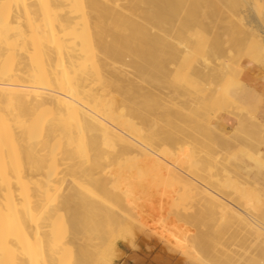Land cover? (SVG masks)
<instances>
[{
    "label": "bare ground",
    "instance_id": "obj_1",
    "mask_svg": "<svg viewBox=\"0 0 264 264\" xmlns=\"http://www.w3.org/2000/svg\"><path fill=\"white\" fill-rule=\"evenodd\" d=\"M202 39L213 45L199 49ZM257 52L264 0H0V264H109L130 220L144 223L136 198L153 190L182 230L158 218L152 229L182 234L171 239L183 255L210 242L220 264H264V125L247 132L239 87L214 83ZM191 85L210 95L178 114L204 106L236 119L225 139L206 127L236 147L214 172L190 144L177 157L186 150L139 104L156 87L173 106Z\"/></svg>",
    "mask_w": 264,
    "mask_h": 264
},
{
    "label": "rangeland",
    "instance_id": "obj_2",
    "mask_svg": "<svg viewBox=\"0 0 264 264\" xmlns=\"http://www.w3.org/2000/svg\"><path fill=\"white\" fill-rule=\"evenodd\" d=\"M197 32L202 33V31H200V30L196 31L194 33L196 34ZM193 36L196 39V35H193ZM194 37L193 38L188 37L186 40L190 44V46L193 45L195 47L196 42H194V41H198V40L197 39L195 40ZM204 41L202 39L201 43ZM198 42H200V41H198ZM201 43H199V44H201ZM206 44L209 46L213 45L212 42L209 44L208 42L205 41L200 46L196 44V47L198 46L199 49H202V48H205ZM230 46H232V44ZM254 51H256V50L254 49ZM256 56H257L256 59H251V60H247V59L243 58L241 60L242 66L245 68L248 66L249 63H255L257 65L264 67V57L262 55H260L259 52H257ZM192 58L193 57L191 56L188 60L191 59L190 62H192L193 61ZM128 61H129V59H128ZM234 61H237L236 57L234 58L233 63H234ZM183 76L181 75V77H178V81L180 83L182 81L183 87H187V86H185L186 84H184L185 83L184 80H186V82H189L187 79H190V78L189 77L185 78V76L184 77ZM242 76H243V72L239 73L238 76H236L232 73H227L224 75L217 76L216 80H214V83L222 84V86H226L228 89H232L236 85L239 87L238 96L236 98V104L238 106H241L242 108L246 109V111L249 113L250 118L249 117L247 119L245 118L244 121L246 122V124L244 122V127L247 125L245 127L247 132L249 130L250 131L252 130V132H253L254 128H253V126L251 127L252 120L257 119L260 123H262L264 125V119L262 118V116H264V114H263L264 101H263V98L260 95H258L256 92H252L245 87L243 80H242ZM190 80H192V79H190ZM180 83L177 82V84H176L175 82H170L169 85H164V87L172 90L173 88H176V87L179 88V86L181 87ZM192 83H193V81H192ZM175 84H176V87H174ZM187 85H188V83H187ZM191 87H193V88L191 89ZM191 87L188 86V88L185 89V91L188 89V91H187L188 96L186 95L187 97H185L184 100H183L184 92L182 93V91H184V90L181 88V94H180L181 97L179 96L178 99H176L175 102H173V104H175L173 106L168 105V104H167V106L165 105V102L162 101L164 96L162 94H161L162 95L161 96L160 94L157 93V91H161V89H157L156 87H154L152 89L151 94L145 95L146 100L144 99L145 101L143 100L144 101L143 103H142V99H139L140 100L139 104L142 107L141 108L143 111L142 114H145L144 115L145 118L147 117V119H149L150 117H149L148 113H150V115H151V113H155L156 111H157L156 114H158L156 116L158 118H159V116L162 117V119L160 117L161 120L159 119L161 124L163 122L162 127H161V124L159 125V128L162 129V130L159 129L160 133L162 134L159 137L162 139H166V138H169L170 136H173L169 140L172 142V145L177 144V146L175 148V147H173L174 146L173 145L172 149L170 148L171 150H173L172 154L174 153L176 155L177 153H179L177 151L179 150L180 147H181L180 150L182 149V147L185 149L190 144L191 148L193 150L192 152L194 153V156L195 157H196V155H197V157L200 156L199 158H197V157L196 158L198 161H200L201 165H203V167L205 169H209V170L214 172L215 171L214 165L219 166L220 160H221L220 158H222V154L227 155L228 153H230V152H228V150L230 151L232 146L230 147V149L225 148L226 150L224 151L225 145L221 142H218L217 138H215L214 135H212L208 132V128L213 126L218 131L219 135L224 139L229 137L230 135H233V129L229 133L221 132L217 125H218V123H220L222 116L228 115V114H225L222 112L217 113L215 111L206 110L205 109L206 107H204V106L192 107V108H190L191 110L190 109L188 110L189 107H186L188 110L187 112H182L183 114L182 113L178 114V113H180V111H182V110L184 111L185 105H186L185 100H187V101H197L198 100L199 101L200 99H203L202 97L206 98L210 95V93L207 94V93L203 92L202 88H200V87H197V86L194 87V85H191ZM257 96L261 97V101H260L259 105L255 107L254 106L255 105V99ZM147 97L152 98L153 100H151L149 98L147 99ZM198 98H200V99H198ZM157 100L160 103V105L163 103H164V105L160 106L158 104ZM152 101H154V102L156 101V103L158 105L156 103H155L156 104L155 105ZM151 107L153 109H156V110L151 109ZM158 107H159V110L162 109L160 111L161 112L160 114L158 113L159 110H157ZM144 110H146V111L144 112ZM151 110H152V112H151ZM151 116H153V115H151ZM163 119H164V121H163ZM168 120H170V123ZM207 121H209V122H207ZM169 124L175 126V128L174 129L171 128V126ZM207 124H208V126H206ZM206 127H208V128H206ZM248 128H250V129L248 130ZM246 130H245V132H246ZM162 131L165 132L166 135H163L164 133H162ZM184 133L186 134V137L187 136L189 137V138L187 137L188 139L185 137ZM182 134H184L183 136L185 138L182 136ZM247 134H249L246 137L247 140L242 141V143L250 145L251 143H253V138H255V136H252L253 134L251 135V132L247 133ZM165 136H169V137H165ZM180 136H182V137H180ZM249 136L252 137L251 140H249L250 139ZM174 138H176L177 140ZM179 138H182L180 141L185 140L187 143L183 144V142H182L181 143L182 145H181L179 143ZM183 138H184V140H183ZM170 141H168V142L170 143ZM178 146H179V148H177ZM234 146H236V145H234ZM174 148L177 149V151ZM232 148L233 149H231V150H234V151L236 150V147H232ZM170 149H169V151H170ZM174 150H175V152H174ZM187 150H188V148H187ZM187 150H186V152H183L181 150L182 152L180 151V154H178V156L177 155L176 156L181 157V155L183 153H187ZM223 152H228V153H223ZM231 152H233V151H231ZM215 155H217L218 157ZM225 155H223V156H225ZM211 156H212L211 159H215L218 162L215 161L216 163H213V161H211V159H210ZM212 168H214V169H212ZM151 196L152 197H150V198H152V199L147 198V200H149V201H141L140 202L139 199L136 198V200L139 201V203L137 201V204L140 207V208H138V215L141 214L139 216L141 218H137V219H139L142 223H143L142 220H144L145 224L143 223L144 225L143 224L140 225L139 224L140 222L137 223L138 220H136L134 222H133V220H130V222H132V223L129 222V226H130V228H131V226L133 227L132 228L133 229V235H132L133 237L127 236L126 241H124V240H116L115 241L117 248H123V245H127L129 247L128 254H131L132 259L135 261V263L132 262V264H192V262H194L195 264H220V261H218L219 258H215L216 259L215 260V259H213L212 255L210 254V251L213 247L212 243L206 242L204 248H202L200 250H194L191 253H187V254L184 253V255H185L184 256L182 254L183 252H182L181 248H179V246H177L175 244L176 242H174V241L178 240L177 238H181L182 234H181V236H179L180 234H178V237H176V235L174 236V234H172V235L170 234L171 235L170 236V235H168L169 233H166V234L164 233L167 231L166 229L160 230L161 229L160 227H158L157 231L153 230L152 229L153 224L155 225V227L153 226L155 229H156L157 225H159L156 222V221H158V219H161L163 222L164 221L166 222V226H165V223L163 224L162 221H161V224H163L164 225L163 227H165L167 229L168 228H170V230L176 229L179 232L182 229L180 230L181 226L178 225L179 223L177 224V222H176V221H178L177 216L175 219H173L175 217L174 216L175 210L173 209L174 211L173 210L171 211L170 209H172V208L169 209L170 205L169 206H168V204L166 205L163 201H162L163 203H161L159 200L160 199L159 196L155 193L154 190H153ZM145 197H148V196H145V195L142 196L141 195L142 200H144ZM141 198H140V200H141ZM148 202H150V203L148 204ZM152 205H154L155 209H154V207H152ZM160 205L162 206V210H161ZM143 214H144V216H143ZM161 216H162V218H161ZM147 219H148V221H147ZM169 221H170V223H169ZM152 222H156V223H152ZM173 222H175V224H173ZM150 223H152V224L150 225ZM159 226H161V225H159ZM170 226H174L175 229H174V227H170ZM178 226H180V228ZM176 230L173 231V233H176ZM163 233L165 236L162 235ZM171 237L174 238V241H173V239H171ZM132 238H134V239H132ZM108 253H109V251H108ZM110 253L109 254H110L111 262L109 264H118L124 258V255L121 253V251H118V249H116V251L114 249H110Z\"/></svg>",
    "mask_w": 264,
    "mask_h": 264
},
{
    "label": "crops",
    "instance_id": "obj_3",
    "mask_svg": "<svg viewBox=\"0 0 264 264\" xmlns=\"http://www.w3.org/2000/svg\"><path fill=\"white\" fill-rule=\"evenodd\" d=\"M242 72V80L245 87L252 92H256L263 98L264 101V67L255 63H249ZM262 118L264 119V116H262ZM235 124L236 119L234 117L230 115H223L220 123H218L217 126L221 132L229 133L232 131ZM118 249L124 255V258L118 264H132V262L135 263V261L132 259V255L128 254L129 247L127 245H123V248Z\"/></svg>",
    "mask_w": 264,
    "mask_h": 264
}]
</instances>
